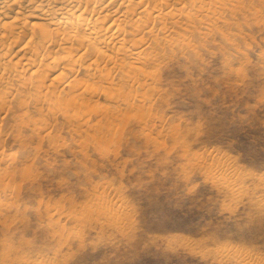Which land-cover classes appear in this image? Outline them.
<instances>
[{
	"label": "rangeland",
	"instance_id": "1",
	"mask_svg": "<svg viewBox=\"0 0 264 264\" xmlns=\"http://www.w3.org/2000/svg\"><path fill=\"white\" fill-rule=\"evenodd\" d=\"M261 11L149 62L116 131L15 98L0 116V264H264Z\"/></svg>",
	"mask_w": 264,
	"mask_h": 264
},
{
	"label": "bare ground",
	"instance_id": "2",
	"mask_svg": "<svg viewBox=\"0 0 264 264\" xmlns=\"http://www.w3.org/2000/svg\"><path fill=\"white\" fill-rule=\"evenodd\" d=\"M257 4L264 0H0V121L27 90L38 108L60 113L68 126L90 132L97 121L95 133L116 131L127 97L133 95L135 109L146 98V84L128 93L147 80L149 62L194 54L196 35L215 34L248 12L256 17L264 7ZM111 75L120 77L115 97ZM92 94L115 103L91 109Z\"/></svg>",
	"mask_w": 264,
	"mask_h": 264
}]
</instances>
